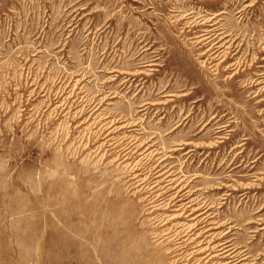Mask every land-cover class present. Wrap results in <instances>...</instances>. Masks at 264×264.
Instances as JSON below:
<instances>
[{
	"label": "rangeland",
	"instance_id": "374dc122",
	"mask_svg": "<svg viewBox=\"0 0 264 264\" xmlns=\"http://www.w3.org/2000/svg\"><path fill=\"white\" fill-rule=\"evenodd\" d=\"M258 73L264 0H0V264H264Z\"/></svg>",
	"mask_w": 264,
	"mask_h": 264
},
{
	"label": "bare ground",
	"instance_id": "6f19581e",
	"mask_svg": "<svg viewBox=\"0 0 264 264\" xmlns=\"http://www.w3.org/2000/svg\"><path fill=\"white\" fill-rule=\"evenodd\" d=\"M212 25V24H211ZM204 33L199 35V37H204V39L209 38V31L203 30ZM264 73H258L256 74V79L252 81V83L255 86H260V92L264 91ZM145 111V110H144ZM120 124V123H119ZM181 186V185H180ZM191 193L184 188L183 190H179L176 195L174 196L175 204L174 206H177L179 209H183L186 211H189V216H192L194 212L201 210L200 207L195 206L194 200L190 199ZM204 211H201L197 215L191 217V219H198L201 214H204ZM180 221V220H179ZM208 230H211V228H208ZM209 249L216 251L217 254L213 257H222L223 259H226L224 264H241V261L245 258H240V253L237 251L236 248H234L231 244L228 243V241H220L218 243H215L213 245H208Z\"/></svg>",
	"mask_w": 264,
	"mask_h": 264
}]
</instances>
